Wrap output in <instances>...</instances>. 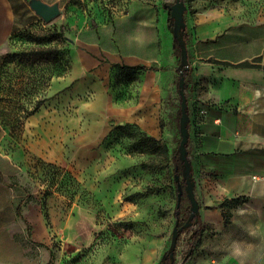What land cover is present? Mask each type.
<instances>
[{
	"label": "rangeland",
	"instance_id": "374dc122",
	"mask_svg": "<svg viewBox=\"0 0 264 264\" xmlns=\"http://www.w3.org/2000/svg\"><path fill=\"white\" fill-rule=\"evenodd\" d=\"M43 1H58L60 15L46 23L26 0L17 1L15 27L0 48V174L10 182L23 184L19 187L27 193L33 192L26 196L39 205L49 228L61 227L73 205L83 210L81 224L89 229L87 233H75V238L70 232L60 234L52 230V251L58 264H159L170 244L176 219L172 162V151L180 140L176 120L180 97L176 84L175 101L170 97L160 107L157 137L137 124L118 129L116 126L124 123L111 122L107 124L111 126L107 135H95L100 122L95 116L101 114L94 115V110L104 111L105 105L89 104L87 92L77 94V103H66L60 97L61 91H51V84L56 86L53 81L73 68V56L79 51L72 39L78 32L89 27L96 29L130 9L127 26L119 20L114 30L108 27L90 33L100 38L105 56L118 55L126 62L132 51L126 40L138 33L135 21L142 17L141 11L153 20L154 26L161 25L170 33L164 3L172 4L175 0ZM184 3L191 68H219L193 51L194 31L210 24L209 18L223 14L237 21L264 19V0ZM173 55V68H177L179 57L174 51ZM76 58L82 62L81 57ZM61 68L69 69L56 76ZM51 73L54 75L47 82ZM185 80L192 114V100H199L200 83L186 74ZM43 97L47 98L40 107L43 123L29 130V117H22ZM17 119L21 123H16ZM195 123L196 117L191 116L187 149L196 182L199 216L193 226L180 233L173 264H178L190 247L192 253L183 264H264V186L256 182L247 193L221 199L216 182L247 170L246 166H232L229 161L219 171H214V165L207 167V161L212 160L194 151ZM32 144L45 150L50 148L60 162L50 163L35 155L30 149ZM157 146H166L168 153ZM252 164L248 171H260L255 168L256 162ZM105 182L106 191L113 196L108 205L97 197V190L101 191ZM188 205V200L182 202L179 217L186 213Z\"/></svg>",
	"mask_w": 264,
	"mask_h": 264
},
{
	"label": "crops",
	"instance_id": "0c3cea01",
	"mask_svg": "<svg viewBox=\"0 0 264 264\" xmlns=\"http://www.w3.org/2000/svg\"><path fill=\"white\" fill-rule=\"evenodd\" d=\"M17 1L20 0H0V48L15 27ZM141 13L142 17L135 21L138 33L126 40L132 49L127 54L128 61L123 62L118 55L105 56L100 38L90 33L108 27L114 30L119 20L127 26L130 9L96 29L89 27L78 32L72 39L79 51L73 54V68L53 81L56 86L51 84V91H61L60 97L66 103H77V94L87 92L89 104L105 105L104 111L94 110V115L101 114L95 116L100 121L95 135H107L111 129L107 124L111 122L137 124L157 137L160 107L170 97L175 101L177 68H173V37ZM212 18L208 19L210 24L194 31L193 51L219 68H190L186 75L199 81L200 91L199 100H192L193 113L189 104L188 111L189 117H196L194 151L212 160L207 161V167L214 165L219 171L229 161L232 166H246L247 170L216 182L220 198L225 199L249 192L256 182L264 186V19L237 21L223 14ZM114 63L154 68L123 70ZM41 112L42 109L29 116V130L43 123ZM30 149L47 162H60L48 147L45 150L32 144ZM253 162L260 171H248ZM103 184L97 197L108 205L113 196L106 191V182ZM19 185L0 174V264H58L51 245L53 231L70 232L75 238V233H87L89 229L81 224L83 210L73 205L61 227L49 228L39 205L26 196L33 192L27 193ZM90 217L94 219L95 215Z\"/></svg>",
	"mask_w": 264,
	"mask_h": 264
},
{
	"label": "water",
	"instance_id": "95a60500",
	"mask_svg": "<svg viewBox=\"0 0 264 264\" xmlns=\"http://www.w3.org/2000/svg\"><path fill=\"white\" fill-rule=\"evenodd\" d=\"M29 7L33 12L39 16L44 22L48 23L60 15L61 10L59 2L47 3L43 0H26ZM164 7L167 10L171 23L167 25L173 39L177 41V45L180 50L179 64L177 66L178 71V94L180 97V117H179V133L180 140L177 146L178 159L180 161L181 176L175 175L174 180L176 182L177 195H176V207L180 206V200L183 191L189 202V214L185 222L179 226V220L176 217L170 236V244L167 251L162 255L159 264H164L165 259H169L168 264H173L175 260V248L178 242L179 233L195 224L199 216V203L195 196V180L192 173V164L188 156L187 144L189 141V122L190 117L188 113V103L185 94L186 80L185 73L189 70V59L187 44L185 40L187 23L185 20L186 6L184 0H175L172 4L164 3ZM175 46V44H173ZM180 179L184 181V187L182 189ZM178 214V210L176 211ZM194 232H192L187 238V242L190 240ZM192 248L190 247L184 254L178 264H183L185 260L191 255Z\"/></svg>",
	"mask_w": 264,
	"mask_h": 264
},
{
	"label": "trees",
	"instance_id": "16d2710c",
	"mask_svg": "<svg viewBox=\"0 0 264 264\" xmlns=\"http://www.w3.org/2000/svg\"><path fill=\"white\" fill-rule=\"evenodd\" d=\"M185 20H186V17H185ZM167 23L169 24V23H171V20L169 19V15H168V17H167ZM63 27H61V30H60V32L61 33H63ZM185 32H186V36H185V40H186V44H188V34H187V28H186V30H185ZM173 44H175V46H174V52H175V54L179 57L180 56V50H179V47H178V45H177V41L175 40V39H173ZM187 51H188V49H187ZM188 59H189V65H190V55H189V53H188ZM178 62H179V59H178ZM113 66H115V67H118V68H121V69H123V70H127V69H140V70H147V69H152V68H154L153 66H146V65H135V66H129V65H125V64H119V63H114L113 64ZM190 68H191V66H190ZM189 68V70L185 73V74H188L189 72H190V69ZM68 69L69 68H61L60 70H59V72L58 73H56L55 75L56 76H61V75H64L67 71H68ZM176 74L178 75V71L176 70ZM53 73H51V74H49L48 76H47V79H46V81L48 82V81H50V79L53 77ZM178 78H179V76H177ZM178 78H177V81H176V86H177V82H178ZM186 86H187V82H186ZM177 91H178V87H177ZM46 97H43V98H41V99H38L37 101H36V103L34 104V106L25 114V116H23L22 117V119L23 118H27V117H29V116H31V115H33V114H35V113H37L38 111H39V109H40V107L42 106V104L46 101ZM180 99V98H179ZM188 113H189V111H188ZM179 117H180V103H179V105H178V109H177V114H176V120H177V123H179ZM18 122V124L19 123H21V119L19 120V119H17L16 120V123ZM136 126V124H131V123H125V124H123V125H118V126H116V128H118V129H122V128H124V127H127V126ZM115 127H113L112 129H114ZM188 128L190 129V126L188 125ZM144 135H146V134H144ZM147 137H148V139H150V140H152L154 143H157V140L156 139H154V138H152L151 136H148L147 135ZM189 145V141H188V144H187V146ZM157 147H161V150L163 151V152H165V153H168V148L166 147V146H157ZM188 155H189V152H188ZM172 162H173V172H174V175H179V176H181V167H180V161H179V159H178V151H177V148H175L173 151H172ZM191 164H192V162H191ZM214 171H216L215 169H214ZM180 184H181V187H182V189H183V187H184V181L183 180H181L180 179ZM174 185H175V193H176V195H177V188H176V182H175V180H174ZM184 200H188L187 199V197H186V194H185V192L183 191V193H182V197H181V200H180V206L177 208L176 207V204H175V211H174V214H175V217H177L178 218V220H179V226H181L184 222H185V220L187 219V217H188V214H189V205L186 207V213L184 214V215H182L181 217H179V215H180V211L178 210L181 206H182V202L184 201ZM178 210V214H176V211ZM183 231V230H182ZM181 231V232H182ZM180 232V233H181ZM180 233H179V236H180ZM179 236H178V239H179ZM168 261H169V259L167 258V262H166V264H168Z\"/></svg>",
	"mask_w": 264,
	"mask_h": 264
},
{
	"label": "flooded vegetation",
	"instance_id": "af4514ba",
	"mask_svg": "<svg viewBox=\"0 0 264 264\" xmlns=\"http://www.w3.org/2000/svg\"><path fill=\"white\" fill-rule=\"evenodd\" d=\"M183 257V256H182ZM182 259V258H181ZM166 262H167V258L165 259V262H164V264H166ZM168 263H169V261H168Z\"/></svg>",
	"mask_w": 264,
	"mask_h": 264
}]
</instances>
